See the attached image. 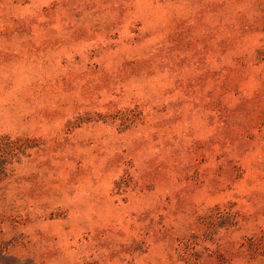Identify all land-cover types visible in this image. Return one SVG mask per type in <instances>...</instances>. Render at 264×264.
<instances>
[{"label": "rangeland", "instance_id": "obj_1", "mask_svg": "<svg viewBox=\"0 0 264 264\" xmlns=\"http://www.w3.org/2000/svg\"><path fill=\"white\" fill-rule=\"evenodd\" d=\"M0 264H264V0H0Z\"/></svg>", "mask_w": 264, "mask_h": 264}]
</instances>
